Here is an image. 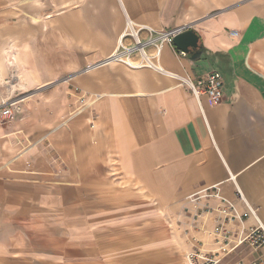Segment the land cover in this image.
<instances>
[{
    "label": "crops",
    "instance_id": "crops-1",
    "mask_svg": "<svg viewBox=\"0 0 264 264\" xmlns=\"http://www.w3.org/2000/svg\"><path fill=\"white\" fill-rule=\"evenodd\" d=\"M127 18L155 30L191 28L202 54L192 59L165 42V72L118 61L94 66L116 52ZM8 50L31 79L25 88L80 71L77 86L94 98L103 93L96 127L74 119L67 145L68 87L21 100L17 85L2 80L12 67ZM0 51V104L21 100L10 122L0 108V264H105L100 246L146 247L147 209L124 196L115 213V184L138 185L140 198L156 201V238L166 208L181 216L187 247L218 249L216 257L258 223L231 219L209 195L218 192L239 213L247 202L264 225V0H0ZM213 70L224 82L216 105L177 78ZM118 227L123 239L115 243Z\"/></svg>",
    "mask_w": 264,
    "mask_h": 264
},
{
    "label": "rangeland",
    "instance_id": "rangeland-1",
    "mask_svg": "<svg viewBox=\"0 0 264 264\" xmlns=\"http://www.w3.org/2000/svg\"><path fill=\"white\" fill-rule=\"evenodd\" d=\"M40 46L31 47V51L37 52ZM5 52L0 51V63L4 59ZM8 58L11 61V69L8 73L7 77L0 78L2 80H5V83H9L12 85H17V88L15 89V95H17L18 98L21 100L25 99H31L35 100L39 97V94L42 90L46 91H52L53 87L58 91V85L60 83H65V85L68 87L67 90V112H66V131H67V140L68 144L74 143V137L71 135L73 133L74 125L73 121L74 119H80L84 121V125L86 128H93L96 127V121L99 116V113L95 109V101L99 96H102L103 93L96 94L94 98V94L91 95L86 90H83V88L79 87L75 83V75L78 74V72H64L62 74L57 73V76L52 78L51 81L40 84L41 87L36 88H25L24 83H30V77H27L24 75L23 71L19 70L17 67V58L13 56V52L11 51L10 54H8ZM136 58V57H135ZM2 59V60H1ZM15 63V64H14ZM123 63V62H120ZM126 67L129 68L127 64L124 63ZM10 66V65H9ZM18 63V67H19ZM131 69V68H130ZM59 74V75H58ZM25 76V77H24ZM33 79L37 80L38 76L35 75ZM54 79V80H53ZM45 81V80H44ZM92 96V97H91ZM20 100V101H21ZM98 101V100H97ZM19 105V104H18ZM20 107V106H19ZM87 116L89 117L90 124L87 121ZM64 120V121H65ZM59 124V123H58ZM57 124V125H58ZM83 127V126H82ZM52 140V139H51ZM51 140L48 142L51 143ZM115 198L117 200L114 201L115 205V213H119L118 209H121V205L123 204L124 199H121L122 197H128L125 199L127 203L129 202L131 206H136V208H143L146 207L147 211V245L146 247H122V246H115V247H104L102 248L100 246V257H102L104 261H106L105 264H190L187 256L191 252H197L202 251L203 254L207 256H215L214 252L218 249H212V248H205L200 247L199 248H192L187 247L185 245V234L180 232V227H178V224H182L181 216H178L176 213L167 214L168 209L161 208L163 216V226L162 230L159 233L158 238L155 237V233L159 227L155 223V211H156V201H154L150 194H143L144 196L142 198L139 197V189L138 185H129V184H115ZM123 190L128 191V193H124ZM129 194L130 197L129 198ZM146 196V198H145ZM139 197V198H138ZM120 198V201H118ZM113 202V201H112ZM120 206V207H119ZM160 210H158V213ZM166 213V214H165ZM169 213V212H168ZM158 217V216H157ZM123 218L121 215H116L115 219ZM111 237L113 238L114 242L117 243L118 241L123 239V232L122 228L118 227L116 231L111 234ZM157 239V240H156ZM100 242L102 244L108 243V237L106 233H104V236L99 237ZM231 250V252L227 256H223L225 253H228V251ZM264 251V247H261L258 250H254L252 247H249L246 244H241L235 249H222L221 253H218V256H215V259H221V257H224L223 260L219 264H242L244 262H249L253 260L257 255Z\"/></svg>",
    "mask_w": 264,
    "mask_h": 264
},
{
    "label": "built area",
    "instance_id": "built-area-1",
    "mask_svg": "<svg viewBox=\"0 0 264 264\" xmlns=\"http://www.w3.org/2000/svg\"><path fill=\"white\" fill-rule=\"evenodd\" d=\"M146 30L149 34L147 39L140 37V32ZM183 31V28H171L155 30L151 27L141 26L136 27L130 18H127V26L122 35V38L131 37L133 39L132 44H122L117 52H122L126 56H132L134 59L129 63L131 69L150 68L160 72H165L159 63V56L163 43L173 44V38L175 35ZM232 35H236V31L231 32ZM153 47L154 51L150 52L149 48ZM136 57V58H135ZM112 58V56L110 57ZM103 63L99 64L102 65ZM179 83L182 86L187 87L192 91L196 97L207 95L209 102L213 105L219 104L224 99V82L220 71L213 70L206 77H202L193 80L188 77H177ZM19 101L17 99H6L1 102V117L4 122H10L15 119L18 111L20 110ZM208 197V195H204ZM218 198L222 204H225L230 211L231 219H242L248 217H254L257 220V225L252 227L244 236L238 240V245L246 244L252 247L254 250H258L264 247V225L260 222L258 216V209L250 206L245 202L247 210L243 213H239L233 203L220 196L218 192L211 194ZM223 212H226L224 209ZM229 219V218H228ZM190 264H218L220 260L215 259V256H207L202 251L191 252L187 256ZM242 264H264V251H261L257 257L249 262Z\"/></svg>",
    "mask_w": 264,
    "mask_h": 264
},
{
    "label": "water",
    "instance_id": "water-1",
    "mask_svg": "<svg viewBox=\"0 0 264 264\" xmlns=\"http://www.w3.org/2000/svg\"><path fill=\"white\" fill-rule=\"evenodd\" d=\"M173 44L182 52L190 53L192 59H197L202 52L199 50V36L191 28H183V31L175 35Z\"/></svg>",
    "mask_w": 264,
    "mask_h": 264
},
{
    "label": "bare ground",
    "instance_id": "bare-ground-1",
    "mask_svg": "<svg viewBox=\"0 0 264 264\" xmlns=\"http://www.w3.org/2000/svg\"><path fill=\"white\" fill-rule=\"evenodd\" d=\"M35 20H37V18H34ZM124 33V32H123ZM123 35V34H122ZM122 35H121V37H120V39H119V43H118V46H117V50H118V48L122 45V44H124V39L122 38ZM117 50H116V52L112 55V58H109V59H107V60H104V61H102V62H100V63H98L97 65H94V66H98L99 64H101V63H103V65H105V64H108V63H110V62H114V61H118V62H123V63H125V64H127V65H129V63H131L132 61H133V57L132 56H126L124 53H122V52H117ZM10 51L8 50V53H9ZM5 60H6V63H7V65H11L12 63H11V59L9 60V58H8V54L7 55H5ZM124 60V61H123ZM102 66V65H101Z\"/></svg>",
    "mask_w": 264,
    "mask_h": 264
}]
</instances>
